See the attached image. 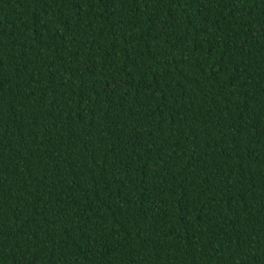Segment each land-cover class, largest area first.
<instances>
[{
	"label": "trees",
	"instance_id": "1",
	"mask_svg": "<svg viewBox=\"0 0 264 264\" xmlns=\"http://www.w3.org/2000/svg\"><path fill=\"white\" fill-rule=\"evenodd\" d=\"M0 264H264V0H0Z\"/></svg>",
	"mask_w": 264,
	"mask_h": 264
}]
</instances>
